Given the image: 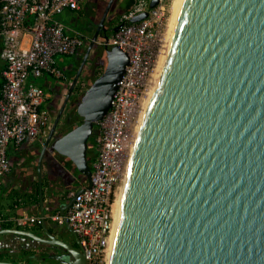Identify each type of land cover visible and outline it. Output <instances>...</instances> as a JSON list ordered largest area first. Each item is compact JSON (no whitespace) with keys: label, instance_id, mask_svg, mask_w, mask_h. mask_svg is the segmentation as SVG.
<instances>
[{"label":"water","instance_id":"obj_1","mask_svg":"<svg viewBox=\"0 0 264 264\" xmlns=\"http://www.w3.org/2000/svg\"><path fill=\"white\" fill-rule=\"evenodd\" d=\"M114 1L106 6L39 152L43 236L0 229V241L31 239L66 248L68 264L87 261L44 219L43 159L46 152L67 158L86 178L84 188L92 187L88 140L108 113L129 63L120 47L107 45L105 21ZM158 3L151 0L149 8ZM147 16L143 11L130 21ZM96 45L104 51L106 66L76 107L82 123L55 139ZM54 201L65 213L73 198L66 203L61 191ZM64 226L75 234L68 221ZM112 264H264V0L183 1L130 159Z\"/></svg>","mask_w":264,"mask_h":264},{"label":"built area","instance_id":"obj_2","mask_svg":"<svg viewBox=\"0 0 264 264\" xmlns=\"http://www.w3.org/2000/svg\"><path fill=\"white\" fill-rule=\"evenodd\" d=\"M151 1V0H150ZM82 0H2L0 38L5 68L0 84V193L3 179L11 172L8 148L20 147L47 137L51 125L45 107L49 94L31 82L49 75L63 79L56 65L59 56L71 57L90 38L69 33L59 16L77 12ZM147 11L146 19L133 23L131 18ZM170 16L167 0L154 8L136 7L129 22L118 25L107 45L118 46L129 56L108 113L95 123L92 163V187L69 193L73 202L65 213L45 205L44 219L57 225L69 222L79 239L87 264H107L114 222V204L123 184L135 130L148 95L156 60L163 46ZM30 21L27 24V21ZM116 27V26H115ZM32 34L29 47L22 46L23 32ZM105 43L99 42L103 47ZM79 92L88 85L79 82ZM11 221L17 228L41 225L43 217L23 213Z\"/></svg>","mask_w":264,"mask_h":264},{"label":"crops","instance_id":"obj_3","mask_svg":"<svg viewBox=\"0 0 264 264\" xmlns=\"http://www.w3.org/2000/svg\"><path fill=\"white\" fill-rule=\"evenodd\" d=\"M2 0H0L1 5ZM83 11L82 2L81 8L77 12L66 11L59 16V19L65 24L66 31L69 33H79L83 34L87 38H91L93 34V30L85 32L77 29L75 27V16L81 15ZM30 21H27L29 24ZM22 46L29 47L32 41V34L29 32H23L21 35ZM2 40L0 38V84L3 82L2 72L5 68V61L3 60L2 54ZM65 56H59L56 58V65L64 72L65 77L63 79H56L49 75H44L38 79L31 78L30 81L41 87L49 94V101L58 102L59 98H61L66 92L74 78V64L71 63L68 65L63 60ZM71 58V57H66ZM58 81L56 83H52V81ZM45 104V106H46ZM43 140L40 139L33 144H25L20 147H16L14 145H10L8 148V156L10 162H21L25 160L27 157L32 158V166L34 164V160L37 162V157L40 149L43 146ZM49 156V157H48ZM50 153L46 154L43 159V177L47 179L48 186L44 188V202L51 209L57 210L58 205L56 201H54V197L60 196L61 191L65 188H69L68 192L72 190H79L87 185L86 180L75 173L72 169H68L65 165V158L55 157L53 160ZM35 162V163H36ZM54 165V166H53ZM36 172V170H35ZM13 169L11 172L3 179V188L0 193V217L4 219H10L12 217L19 216L23 213L29 215H39L40 207L39 204H35L36 194L34 193L33 183L36 180V175H33V167L28 174V180L26 186L18 190L17 185L14 184V180L12 177ZM16 186V187H15ZM72 186L73 189H72ZM5 224H12V228H17L11 221L4 222ZM50 223V222H49ZM1 225V224H0ZM33 225L27 226L25 228H19L23 230H30L33 228ZM1 229V228H0ZM32 231V230H30Z\"/></svg>","mask_w":264,"mask_h":264},{"label":"flooded vegetation","instance_id":"obj_4","mask_svg":"<svg viewBox=\"0 0 264 264\" xmlns=\"http://www.w3.org/2000/svg\"><path fill=\"white\" fill-rule=\"evenodd\" d=\"M107 28V27H106ZM109 36L111 35V32L108 31L106 32ZM85 43L83 46H81L78 51L76 52V54H74L73 56H71L72 63L74 64V72H73V76L76 75L78 69L80 68L82 62H83V58L84 55L86 54V51L88 49V46L90 44V42L88 43L87 47H86ZM100 46L96 45L90 52V54L88 55L86 62L83 66L82 69V74L81 76L84 75H92L96 70H98V68L102 65V53L99 50ZM91 77V76H90ZM72 97H76L74 95L71 96ZM69 99L63 113L60 119V122L58 124V128L57 131L55 132V135L53 136V138L57 139L59 137H61L62 135H64L65 133H67L69 127H71L74 124V121L76 119L77 116H79L77 114L76 109V104H75V98ZM63 104V102H62ZM61 104V106H62ZM61 106L58 109V112L56 113L55 118L57 117L59 110L61 108ZM46 109L49 115V120L51 122V118H52V114L56 111L57 107H56V103L55 101H49L46 104ZM75 110V112H74ZM41 150V149H40ZM40 152V151H39ZM49 152H46V154H48ZM56 156L61 157L59 155H57L55 153ZM49 157V156H48ZM53 160H55L53 157H51ZM62 158V157H61ZM54 166V165H53ZM62 190V193L65 194V198H66V203L69 201L70 198L66 197L67 194L69 193L66 186ZM50 227L53 229V234H55L60 240L66 242L67 244H69L70 246L74 247L75 249H77L78 251H81V248L79 246V239L78 237L73 234L72 232L68 231L66 229V227L64 225H57L54 224L52 222L49 223ZM33 228H31L30 230H32ZM55 229H57V231L60 232V235L57 234V232L55 231ZM58 232V233H59ZM40 236H43V234L41 232H38ZM0 253L2 252H6L9 254H21L24 250H27L25 248L30 247V249H35L39 254L36 255V257L33 258L34 262L33 264H68V260H69V255H68V250L60 245H54V244H41L39 243V241H32L31 239H8V240H2L0 241ZM43 254H46L49 257V262H45L42 259H39L38 257Z\"/></svg>","mask_w":264,"mask_h":264},{"label":"rangeland","instance_id":"obj_5","mask_svg":"<svg viewBox=\"0 0 264 264\" xmlns=\"http://www.w3.org/2000/svg\"><path fill=\"white\" fill-rule=\"evenodd\" d=\"M125 1L126 0H115L114 1L113 5L109 11V14L107 16V19L105 21V26L108 25L109 27H115L117 25V22L119 21L121 16L124 14ZM172 1L173 0H171V5H172ZM108 2H109V0H82L83 11H82L81 15L75 16V27L77 29H79L81 31L83 30L87 33H88V31L93 30V34H94V32L97 28V25L99 24L101 17L104 14V11L106 9ZM171 5H170V8H171ZM91 38H90V40H88V42H86L87 43L86 47H87L88 43L91 41ZM99 50L102 53V58H103L102 59V65L106 66V57H105L104 51L101 48H99ZM63 60L66 63H68V65H70L72 63L73 59L63 57ZM90 76L89 75L81 76V81H84L87 85H89L92 78L94 77V73ZM56 82H58V81H56V80L52 81L53 85ZM78 94L80 95L81 92H78ZM66 95H67V92L61 98H59L58 102L56 103L57 109L52 114V118H51V122H50L51 127L55 121L56 113L58 112L59 107L61 106L62 102L66 98ZM73 98H77L74 101L76 104V107H77V105L80 101V98L78 95H77V97H72L71 99L73 100ZM75 110H74V112H75ZM79 117L80 116L76 117L74 124L78 123ZM80 118L82 119V117H80ZM57 128H58V126H57ZM57 128H56V131H57ZM45 139L46 138H44L43 143H44ZM132 143L134 145V140L132 141ZM132 149H133V147H132ZM38 157H39V154H38ZM38 157H37V162H36V160H34L33 166H32V158L31 157H28V158L26 157L25 160H22L21 162H18L19 160L15 161V162H11V169H13L12 177L14 180V184L17 185L19 191H21V189H23V187L26 186V183L28 180V174L30 173V170L32 169V167H33V175H36L35 170H37ZM129 163H130V161H129ZM73 187L74 186H72V189H73ZM67 190H69V188H67ZM58 232L59 231H57V234L60 235V232L59 233ZM14 259L18 260L17 256H14Z\"/></svg>","mask_w":264,"mask_h":264},{"label":"bare ground","instance_id":"obj_6","mask_svg":"<svg viewBox=\"0 0 264 264\" xmlns=\"http://www.w3.org/2000/svg\"><path fill=\"white\" fill-rule=\"evenodd\" d=\"M183 1L184 0H173L172 1V5L170 8L169 21H168V25H167V28H166V31L164 34L163 46H162V48L158 54V57L156 60V68H155L153 75H152L148 95H147V98L145 100L143 111L140 115V119H139V122H138L136 130H135V134H134V138H133L134 145H133V143H132L133 146L131 145L130 156L128 159L125 178H124L123 184L120 188V193L118 195V198L114 204V222H113L112 235H111V239H110V243H109V249H108L107 264H112L113 251H114V246H115V242H116V236H117V232H118V226H119V222H120V218H121V212H122V206H123V199H124V193H125V185H126V181H127L129 161H130L131 156L133 154L136 139H137V136H138L144 115L146 113V110L149 106V103L151 102V99H152V97L156 91V88H157L158 83L160 81V78L162 76V73H163L167 58H168L169 50H170V47L172 44L173 36H174L175 30L177 27V23H178V19L180 16ZM132 147H133V149H132Z\"/></svg>","mask_w":264,"mask_h":264},{"label":"trees","instance_id":"obj_7","mask_svg":"<svg viewBox=\"0 0 264 264\" xmlns=\"http://www.w3.org/2000/svg\"><path fill=\"white\" fill-rule=\"evenodd\" d=\"M167 1H168V4L171 5V0H167ZM149 3H150V0H126L125 1V6H124V14L121 16V18L117 22L116 26L122 24L123 22H129V19H127V16L134 9H136V7L142 6L145 9H147L149 7ZM106 27H107L109 32H111V33L113 32V28L114 27H109L108 25H106ZM104 69H105V66L101 65L98 68V70H96L94 72V77L92 78L90 84L92 83V81L95 78H97L101 73H103ZM80 80H81V78H80ZM80 80H79V82H80ZM79 82H78V84H79ZM78 84L76 85L75 90H74L72 95H74L76 97L78 95L79 98H81L82 93L80 95L78 94V92H79V85ZM75 99H77V98H75ZM81 123H82V119L79 117L78 123H76V124L72 125L71 127H69L68 131L72 130L74 127L78 126ZM94 130H95V128H94ZM93 137H94V134L88 140V152H87V159H88V162H89L91 168H92V163H93V161L95 159V153H96L95 148L93 146ZM62 158H65V157H62ZM65 161H66L65 165L67 164L66 167L68 169H72L75 173L79 174L80 176H82L86 180V178L78 172L76 167L67 158H65ZM33 186H34V193L36 194L35 204L38 205L39 204V193H38V182H37V179L34 181ZM46 186H48V182H47V179L44 176L43 177V191H44V188ZM12 226L13 225L10 224V223L9 224L2 223L0 225V228H12ZM32 231L33 232H42L41 225H34ZM37 253L38 252L35 249L24 250L21 254H9V253H6V252L5 253L2 252V253H0V260L22 262V263H26V264H33V263H35L33 258L36 257V255H39ZM14 256H17L18 260L14 259ZM38 258L42 259L45 262H49L50 261L49 257L46 254H43V255H41V257L39 256Z\"/></svg>","mask_w":264,"mask_h":264}]
</instances>
